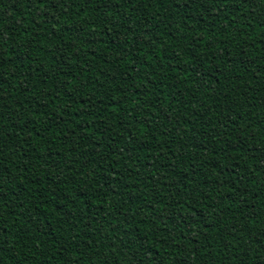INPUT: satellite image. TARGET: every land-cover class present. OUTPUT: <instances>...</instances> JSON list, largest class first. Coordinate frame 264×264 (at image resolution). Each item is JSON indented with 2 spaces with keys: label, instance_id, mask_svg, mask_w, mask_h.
<instances>
[{
  "label": "trees",
  "instance_id": "1",
  "mask_svg": "<svg viewBox=\"0 0 264 264\" xmlns=\"http://www.w3.org/2000/svg\"><path fill=\"white\" fill-rule=\"evenodd\" d=\"M0 264H264V0H0Z\"/></svg>",
  "mask_w": 264,
  "mask_h": 264
},
{
  "label": "snow or ice",
  "instance_id": "2",
  "mask_svg": "<svg viewBox=\"0 0 264 264\" xmlns=\"http://www.w3.org/2000/svg\"><path fill=\"white\" fill-rule=\"evenodd\" d=\"M38 2L41 4V6H43L44 0H38ZM54 2H55V0H54Z\"/></svg>",
  "mask_w": 264,
  "mask_h": 264
}]
</instances>
